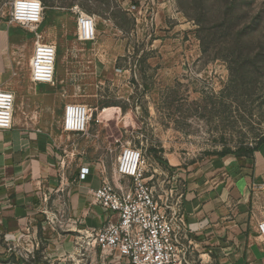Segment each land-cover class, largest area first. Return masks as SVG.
Segmentation results:
<instances>
[{
  "label": "rangeland",
  "instance_id": "374dc122",
  "mask_svg": "<svg viewBox=\"0 0 264 264\" xmlns=\"http://www.w3.org/2000/svg\"><path fill=\"white\" fill-rule=\"evenodd\" d=\"M16 1L0 0L1 33L27 97L37 95L28 75L33 35L11 22ZM40 1L39 33L57 47V82L42 88L49 121L63 125L66 104L86 105L89 146L107 168L126 143L155 167L172 155L187 167L264 142V0ZM80 12L96 21L92 40L79 35ZM237 20L249 25L241 42ZM157 179L159 192L173 188ZM186 260L214 264L193 247Z\"/></svg>",
  "mask_w": 264,
  "mask_h": 264
},
{
  "label": "crops",
  "instance_id": "0c3cea01",
  "mask_svg": "<svg viewBox=\"0 0 264 264\" xmlns=\"http://www.w3.org/2000/svg\"><path fill=\"white\" fill-rule=\"evenodd\" d=\"M1 22L0 88L13 90L15 96L22 92L23 98L17 101L16 96L12 128L0 130V264H129L85 237L117 219L92 196L105 179L117 180L116 164L109 169L94 155L89 132H68L51 124L42 96L49 84L33 82L37 95L26 97L27 86L20 84L15 60L6 52ZM79 134L81 141L71 140ZM164 159L169 164L155 159L153 178L160 175L163 184L173 187L191 248L200 259L264 264L258 230L264 220V144L253 153H228L187 167L176 155ZM82 166L90 167L85 179L79 178ZM50 204L60 216L57 222L49 217Z\"/></svg>",
  "mask_w": 264,
  "mask_h": 264
},
{
  "label": "built area",
  "instance_id": "2783aa9c",
  "mask_svg": "<svg viewBox=\"0 0 264 264\" xmlns=\"http://www.w3.org/2000/svg\"><path fill=\"white\" fill-rule=\"evenodd\" d=\"M14 7L11 22L34 34L30 78L34 83L53 85L57 47L43 40L39 33L45 19L44 6L40 0H17ZM78 28L83 39L96 37L97 24L92 16L80 12ZM15 100L13 90L0 88V130L12 128ZM91 119L86 105L66 104L63 129L87 134ZM89 172V166H82L79 178L85 179ZM155 172L156 167L145 160L141 148L129 143L122 146L116 160L117 180L105 179L92 195L95 204L116 214L117 219L108 220L97 230L87 231L85 237L90 238L89 244L125 258L129 264H184L187 261L192 242L179 200L175 199L172 189L159 192L153 178ZM258 230L264 242V220Z\"/></svg>",
  "mask_w": 264,
  "mask_h": 264
},
{
  "label": "trees",
  "instance_id": "16d2710c",
  "mask_svg": "<svg viewBox=\"0 0 264 264\" xmlns=\"http://www.w3.org/2000/svg\"><path fill=\"white\" fill-rule=\"evenodd\" d=\"M237 22H238V20H237ZM237 22L234 24L233 28H232V25H230V26H231L232 29H234L233 36H235V40H237L238 42H241L239 39L244 40L243 38L247 37V32H248L249 25H247L244 22L243 23L242 22H240V23L238 22L237 23ZM263 144H264V142L262 144H260V145H263ZM260 145H258L257 147L251 148V149H247V150L241 151L238 154L253 153L255 150L258 149V147ZM226 154H228V153L222 152L220 155L223 156V155H226ZM159 161H161V160H159ZM35 264H49V263L48 262H40V261H38Z\"/></svg>",
  "mask_w": 264,
  "mask_h": 264
},
{
  "label": "bare ground",
  "instance_id": "6f19581e",
  "mask_svg": "<svg viewBox=\"0 0 264 264\" xmlns=\"http://www.w3.org/2000/svg\"><path fill=\"white\" fill-rule=\"evenodd\" d=\"M57 56V55H56ZM55 83V82H54Z\"/></svg>",
  "mask_w": 264,
  "mask_h": 264
}]
</instances>
